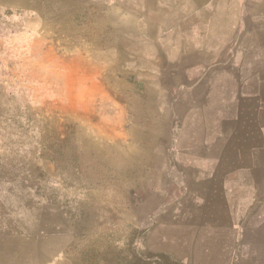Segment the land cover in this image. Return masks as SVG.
<instances>
[{
  "label": "rangeland",
  "instance_id": "1",
  "mask_svg": "<svg viewBox=\"0 0 264 264\" xmlns=\"http://www.w3.org/2000/svg\"><path fill=\"white\" fill-rule=\"evenodd\" d=\"M126 1L0 0V264H188L152 235L165 212L183 213L191 175L167 150L184 79L111 54L137 52L121 38L135 27ZM242 1L238 61L255 60L258 82L264 2ZM174 88L179 103L151 101Z\"/></svg>",
  "mask_w": 264,
  "mask_h": 264
},
{
  "label": "crops",
  "instance_id": "2",
  "mask_svg": "<svg viewBox=\"0 0 264 264\" xmlns=\"http://www.w3.org/2000/svg\"><path fill=\"white\" fill-rule=\"evenodd\" d=\"M135 1L120 2L135 7L134 30L121 38L137 52L122 47L111 54L133 57L136 70H167L173 78L182 72L184 109L174 117L184 122L167 126V150L179 152L180 166L191 173L183 181V213L165 212L152 235L173 248L167 255L179 263L207 264L214 250L217 262L226 255L235 264H264V98L255 91L264 78L257 82L255 60L253 66L238 61L244 1ZM250 44L248 55L256 53V43ZM241 68L251 69V79ZM167 93L151 101L179 103L183 97ZM156 111L162 112L159 105ZM176 215L178 224L162 222Z\"/></svg>",
  "mask_w": 264,
  "mask_h": 264
}]
</instances>
